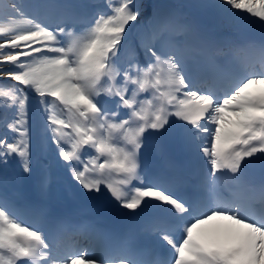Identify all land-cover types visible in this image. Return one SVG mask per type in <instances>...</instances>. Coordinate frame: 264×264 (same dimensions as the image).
Here are the masks:
<instances>
[{"label": "snow or ice", "instance_id": "snow-or-ice-1", "mask_svg": "<svg viewBox=\"0 0 264 264\" xmlns=\"http://www.w3.org/2000/svg\"><path fill=\"white\" fill-rule=\"evenodd\" d=\"M0 264H264V0H0Z\"/></svg>", "mask_w": 264, "mask_h": 264}]
</instances>
